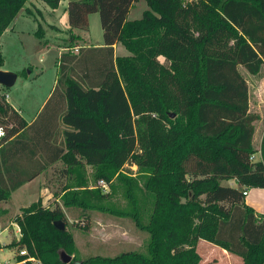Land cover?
Here are the masks:
<instances>
[{
    "label": "trees",
    "instance_id": "trees-1",
    "mask_svg": "<svg viewBox=\"0 0 264 264\" xmlns=\"http://www.w3.org/2000/svg\"><path fill=\"white\" fill-rule=\"evenodd\" d=\"M27 1L0 0V37L22 9L28 11ZM41 1L55 9L61 0ZM67 1L66 48L77 53L60 56L57 86L64 88L66 109L52 163L67 165L60 175L78 189L86 186V166L95 180L116 176L124 183L133 210L128 216L149 236L147 254L78 258L72 234L54 222L65 224L67 212L90 211L89 202L104 196L99 189L66 186L61 206L37 201L13 218L20 236L7 247L15 250L16 263L64 264L63 251L71 257L67 264H199L196 245L202 240L243 264H264V215L243 195L264 188V132L260 158L252 160L259 117L249 112L248 86L238 71L242 66L255 76L264 65V0H143L147 10L135 20L127 15L140 0ZM93 13L100 19V48L82 38ZM42 34L39 27L36 37ZM117 43L129 55L115 58ZM86 52L91 65L81 63ZM98 53L103 55L96 61ZM5 90L0 87V202L49 165L23 177L10 171L13 148L30 126ZM126 164L148 171L141 187L123 174ZM226 180L236 186L222 185ZM140 189L153 198L145 223L137 206Z\"/></svg>",
    "mask_w": 264,
    "mask_h": 264
},
{
    "label": "crops",
    "instance_id": "crops-1",
    "mask_svg": "<svg viewBox=\"0 0 264 264\" xmlns=\"http://www.w3.org/2000/svg\"><path fill=\"white\" fill-rule=\"evenodd\" d=\"M136 4L137 3L134 5ZM67 5V0H61L57 8L51 9L41 0H28L25 5L28 11L22 9L0 37V41L5 37L16 39L18 46L20 44L22 48L20 52L17 51V47L14 48L16 49L14 50L16 59L9 67L6 66L3 57V65L0 70L16 74V80L10 91L8 89L5 90L7 96L6 100L21 114L30 126L28 134L24 137V142L21 146L13 148V153L15 154H13L10 159L12 161V166L9 169L14 175L23 177V175L34 173L41 168V165L45 163L49 164L46 169L40 171L33 179L25 182L14 190L7 202H0V236L6 234L5 237L8 239L4 243L0 242V254L4 249L12 251L11 256L8 255L4 258L0 257L1 264H15V250L7 247L13 240L19 239V235L15 237L17 228H15L16 224L13 218L19 214L22 208L38 200H33L35 195H38V198H42L41 203L45 206V198L49 195V188H51L49 183L50 179L47 178L45 180V177L57 173H59L60 176L61 170L65 169L67 171L68 169V166L61 160H56L52 163V160L57 155V150L54 146H57L62 140V135L59 134L64 128L61 123V114L66 109V102L62 96L64 88L57 86L60 66L59 59L64 53L73 52V49L66 48L70 36H62L63 32H69L70 34L69 26L63 29L66 25L64 20L65 17H67ZM132 7L130 9H132ZM63 17L64 19L62 21L61 19ZM23 24H28L29 27H22ZM39 27H41L43 31L42 39L36 37ZM75 32L76 31H73V33ZM24 41L26 42L24 43ZM52 45L55 46L57 50V56L54 58V62H51L52 67L49 68L48 66H44L35 69L30 59L31 55L35 53V51L48 52L49 50H44V47L47 46V48H49V46ZM102 46L103 43L99 42L94 43V45L90 47L100 48ZM121 47L123 46L119 43L113 45L115 58L127 56L126 49L123 47V50ZM2 50V45L0 44V51L3 56ZM23 50H25L26 53H24ZM240 68L243 69L244 73L250 75L242 66H238V71L243 78L244 76L242 74L244 73L240 72ZM46 71L48 74L45 73ZM22 72H25V77L19 76ZM260 74L261 70L258 75L255 76H259ZM13 91H15V93ZM48 103L49 108L47 106V113L44 114ZM248 103L250 113L258 115L259 117V119L254 122L255 131L253 136V146L257 150L255 157L259 159V149L264 132V116L258 112H251V96L249 89ZM253 105L257 108L264 106V77L260 78V87L256 91ZM259 125L260 130L257 132ZM57 130L59 133L56 132ZM86 168L89 169L87 166ZM231 181V186H236L235 181ZM248 191L244 199L245 204L253 207L257 214L264 215V188L250 189ZM252 192H254V194H250ZM260 200H262L263 203ZM55 202L59 203L57 199ZM59 205L61 206L60 203ZM14 229H16V231ZM11 260L14 262H11Z\"/></svg>",
    "mask_w": 264,
    "mask_h": 264
},
{
    "label": "rangeland",
    "instance_id": "rangeland-1",
    "mask_svg": "<svg viewBox=\"0 0 264 264\" xmlns=\"http://www.w3.org/2000/svg\"><path fill=\"white\" fill-rule=\"evenodd\" d=\"M145 10H147V5L143 0H140L136 5L132 7V9H130L127 15V20L139 19ZM88 17L89 23L87 35L82 36L80 31L78 30H76L75 33H77L79 36H82V38L84 39V43L87 44V46H91L94 45V43L99 42L103 43L102 29L100 26L98 13L90 14ZM63 19L64 17L61 20L63 21ZM64 21L66 22V25L63 29H66L69 26L67 17H65ZM22 27H29V25L23 24ZM64 35H66L67 37L70 36L69 32H63L62 36ZM25 42L26 41H24V43ZM0 44L2 45L3 49L2 51L5 64L9 67L14 63L16 59L14 50L17 49V51L20 52L22 48L20 47V44L18 46L16 39H12L10 37L3 38L0 41ZM15 47L17 48L14 49ZM121 48L123 49V47ZM47 49L49 50L48 52L35 51V53L31 55L30 59L35 69H39L40 67L44 66H48L49 68L52 67L51 62H54V58L57 56V50L53 45L49 46V48L45 46L44 50ZM23 52L26 53L25 50H23ZM128 54L129 53L126 51V55ZM94 55H98L97 59L94 58L96 61H98L99 55L101 56L103 54L98 53ZM158 60L160 62H163L162 57H160ZM81 63H89L91 65L92 53H84L81 58ZM239 70L241 73H244L242 68H240ZM45 73L48 74L47 71ZM242 75L247 82V86L251 96V112H258L264 116V106H262L261 108H257L255 105H253L256 91L260 87V78L264 77V66H262L261 74L259 76L253 77L248 75L247 73H244ZM11 88L12 87L7 89L10 91ZM13 92L15 93V91ZM6 97L7 96L5 95V99ZM259 130L260 125L257 128V132ZM251 159L257 160L258 158L253 155ZM124 171L125 172L123 174H125L130 180H133V182L138 184L139 187L143 185V181L146 175H148V171L146 169H141L134 164H126L124 167ZM94 172L95 171L91 168H86V172H84L86 186L82 187V189H99L100 193L104 197L95 201H90L89 204L92 206L90 211L83 212L80 209H77L72 213L67 212L66 214V230L69 231L74 238L78 258H84L86 256L96 254L102 256H114L121 252H137L146 255L149 236L140 229H137L132 218L128 216V212H133V210L130 200L126 197L125 184L115 176L110 182H104L106 188H102L99 182L104 180H95ZM47 178L50 179L49 183L51 185V188H49V195L45 198V206H54L55 204L61 203V200L59 198L61 197L62 191L64 190V188H66V186L67 190H82L81 188L78 189L74 187V182H72L71 180H67L64 176H59V173L55 175H48L45 177V180ZM231 183V180L221 182V184L224 186L232 187ZM250 194H254V192ZM56 199L59 203L55 202ZM136 199L139 212L141 213L143 222L145 223L147 215L152 210L153 198L151 197L150 193L140 189L136 192ZM33 200H37L41 203L42 198H38V195H35ZM260 201L262 202V200ZM14 230L16 231V229ZM5 236L6 234L0 236L1 243H4L8 240ZM15 237H18L17 233H15ZM196 250L201 257V261L199 264H243L241 258L234 256L228 253L226 250L207 241H198ZM11 253V250L4 249V251L0 254V257L4 258L8 255L11 256ZM11 262L14 261L11 260Z\"/></svg>",
    "mask_w": 264,
    "mask_h": 264
},
{
    "label": "water",
    "instance_id": "water-1",
    "mask_svg": "<svg viewBox=\"0 0 264 264\" xmlns=\"http://www.w3.org/2000/svg\"><path fill=\"white\" fill-rule=\"evenodd\" d=\"M16 74L5 72L0 70V86L5 88H10L13 86L15 80H16ZM170 118H174V114H169ZM54 227L58 230H65V224L62 221H56L54 222ZM59 258L62 263L67 264L71 261V257L66 255L65 252L60 251L59 252Z\"/></svg>",
    "mask_w": 264,
    "mask_h": 264
},
{
    "label": "built area",
    "instance_id": "built-area-1",
    "mask_svg": "<svg viewBox=\"0 0 264 264\" xmlns=\"http://www.w3.org/2000/svg\"><path fill=\"white\" fill-rule=\"evenodd\" d=\"M73 51H74V53H77V49L76 48L73 49ZM99 184H100V186L102 188H106L105 183L103 181H100ZM246 194H247V191H244L243 192V195L246 196ZM16 228H17V234L20 236V230H19V227L17 225H16ZM19 255H25V250L20 251ZM28 261H33V259L32 258H29ZM21 263H23V262H21ZM15 264H17L16 261H15Z\"/></svg>",
    "mask_w": 264,
    "mask_h": 264
}]
</instances>
